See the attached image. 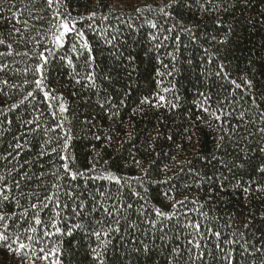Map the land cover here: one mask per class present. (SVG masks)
<instances>
[{
  "label": "trees",
  "instance_id": "trees-1",
  "mask_svg": "<svg viewBox=\"0 0 264 264\" xmlns=\"http://www.w3.org/2000/svg\"><path fill=\"white\" fill-rule=\"evenodd\" d=\"M190 2V8L174 7L172 18L165 19L147 8L158 9L169 0H53L52 7L47 0H0V53H12L0 56V64L8 65L0 71V176L6 178L0 184L11 187L20 180L25 193L39 194L38 199H22L19 209L12 203L4 210L49 204L35 210L42 225L33 224L35 212L29 210L27 218L8 221L9 231L23 233L31 225L42 235L46 226L54 232L53 220L62 229L41 245L58 251L35 264H170L173 249L179 250L175 264H229V259L232 264H264V251H254L264 246V193L255 191L256 182L264 185V175L256 170L264 163L259 151L264 136L258 131L264 127V0H249L246 7L240 0L206 5L220 4L219 11ZM57 10L77 18L76 28L84 32L94 56L90 68L84 66L87 55L74 34L62 48L52 44ZM92 12L96 16L89 18ZM41 52L48 63L38 72ZM89 71L94 87L86 78ZM244 78L252 88H246ZM38 79L43 91L36 88ZM30 91L35 98L24 100ZM144 97L150 102L141 105ZM13 104L18 107L9 111ZM28 120L39 123L37 133L30 131L36 123H24ZM49 129L55 131L45 135ZM14 140L22 145L18 156ZM45 140L52 143L41 156ZM134 161L142 163L138 167ZM164 165L169 166L166 172ZM71 173L83 175L72 179ZM109 174L119 182L108 179ZM25 175L30 179L21 180ZM244 187L251 193L245 194ZM11 194L19 196L14 188ZM50 194L68 205L61 208L60 219L53 212L55 200H45ZM177 201L183 203L174 209ZM78 202L85 205L81 217L73 213ZM157 208L171 215L159 217ZM117 220L120 231L111 233L106 249L100 248L91 232L108 231ZM77 223L83 227L69 234ZM144 244L151 249L147 257L134 251ZM92 249L100 251V259H93ZM27 255L17 257L0 247V264H22Z\"/></svg>",
  "mask_w": 264,
  "mask_h": 264
},
{
  "label": "snow or ice",
  "instance_id": "snow-or-ice-1",
  "mask_svg": "<svg viewBox=\"0 0 264 264\" xmlns=\"http://www.w3.org/2000/svg\"><path fill=\"white\" fill-rule=\"evenodd\" d=\"M249 0H240V3H242L245 7L248 5ZM197 4L199 5V7L201 9H203L204 11H219L223 6L220 4H214L212 5V7H207L206 5H211L212 4V0H204V3H201L200 0H197ZM47 5L48 7H52L53 6V0H47ZM181 5L185 6V7H191V2L190 0H169V4L162 6L158 9H152L150 6L147 8L148 11H156L160 16L164 17L165 19H171L172 18V9L174 7H180ZM235 5H233L234 7ZM224 11H227V8H223ZM144 9L141 8H137L136 12L137 13H143ZM57 20L59 21L58 24L54 25L56 31L52 33V44L55 45V47L57 49L62 48L64 46L65 43V38L67 36H69L70 34H74L75 37L77 38L78 42H79V47L84 51V53H86L87 55V59L85 60V68L88 69L90 68L93 63H94V56L92 55V49L87 41V39L85 38L84 32L82 30H78L76 28V19L77 18H73L71 16L70 12L67 13H61L59 10L56 11L55 13ZM96 16L95 12H92L89 14V18H93ZM105 19H107L108 17L105 16ZM78 19H85V17H79ZM151 23V27L152 28H156L157 24L154 22H149ZM219 23V21H218ZM89 27H91V25H89ZM175 28V25H173L172 28H169L168 31L171 32L173 31V29ZM183 31H188L191 32V29H182ZM17 32H19V29L16 30ZM155 36H150V39H155ZM43 39V37H42ZM165 39H167V37H165ZM177 39H179V37H177ZM213 39H215V37H213ZM108 43H111V41H107ZM37 43H39V41H37ZM0 44H4V41L2 39H0ZM7 47L9 49L12 48V45L9 44L7 45ZM72 50L76 51L77 50V43H73L72 46ZM12 53L9 51L7 53H0V56L3 55H11ZM48 55H51V53H48ZM170 56H172V54H169ZM40 59L42 61V63L40 65L36 66V71L38 72H42L43 71V67L48 63V57L45 56L44 52H41L39 54ZM172 59H175V56H172ZM69 64H71V60L68 61ZM8 67V65L6 64H0V71H4L6 70ZM165 69H167L168 65H164ZM27 71V69L25 70ZM224 71V66L220 65V72ZM158 75H160L159 71L157 72ZM169 75H171L172 73H168ZM220 74V73H218ZM86 78L91 82V86H95V81H94V77L92 75V72L89 71L86 74ZM106 79L109 77H105ZM77 83H80V80L76 81ZM3 84L7 85L8 81L4 80L2 82ZM25 83H29L27 80L25 81ZM36 88L40 89L41 91H43V82L42 79H38L36 80ZM232 83L237 87H241V85L237 84L236 81H232ZM244 83L246 85L247 89H250L253 87L252 81L248 80L247 78H244ZM165 91H167V89H165ZM35 98V94L34 92L30 91L28 92L27 96L24 97V100H28L29 98ZM44 97L45 99H49V93L47 91H44ZM62 99V97L60 98ZM164 97L161 96L160 100H163ZM149 98L148 97H144L141 100V105L145 104V103H149ZM19 103L23 104L24 101H20ZM18 107L17 104H13L11 105V108L9 109V111L11 109H16ZM51 107V105H50ZM155 107H159V105H155ZM176 107V105H173V108ZM59 111L60 113H64L65 111H67V108L65 106V104L61 103L59 106ZM53 116H55V113H53ZM39 118H37L38 120ZM217 120L220 119L219 116L216 117ZM12 122L8 121V124L10 125ZM24 123L28 124V125H32L33 123H36V127L32 128L30 131L35 134L39 131L40 129V125L39 123H37L36 121L33 120H28L25 121ZM62 127V125H57V128ZM48 131H55V129H49L45 131V135H47ZM259 133L261 134V136H264V127L258 129ZM158 137H154L153 139H156ZM19 139V138H17ZM97 139H99V137H97ZM110 139V138H109ZM168 139H172L171 136L168 137ZM189 139H191V137H189ZM224 139L223 136L220 137V140L222 141ZM14 145H15V155L18 156L19 155V150L22 148V145L18 142H16L15 140L13 141ZM52 143L51 140H45L42 144H41V152L39 153V155L44 156L47 154V152L45 151V149L47 148L48 145H50ZM12 145L10 144L9 147H11ZM218 148L222 147V144L218 143L216 145ZM64 147L67 148V140H65V144ZM179 147V146H178ZM57 151L56 148H51V152L55 153ZM259 151L264 153V147H260ZM8 156H13V153H8ZM64 157H62L63 159ZM175 161V157L172 158ZM137 166L139 167L141 165V161H134ZM152 164H155L156 161H152ZM237 166H241V165H237ZM64 169H65V173H69V166L68 164H64L63 165ZM169 166L168 165H164L163 169H161L162 171H168ZM258 172H260L261 175H264V163H262L258 169H256ZM145 173H147L148 169L144 170ZM45 175V173H41V176ZM72 175V179H76V177L78 175H83V173H71ZM108 179L110 180H116L117 182H119L118 178L115 177L112 174H109L107 176ZM30 179V177H28L27 175L21 177V180H27ZM57 179H59V177H57ZM0 181H6V178L3 176H0ZM167 181H161L160 183H166ZM257 186L255 191L257 193H264V185L260 184L259 182H256ZM239 186V184L237 185ZM59 185L58 184H53V188H58ZM13 188L15 189L16 192L19 193V196H14L11 193L13 192ZM243 191L245 192V194H249L251 193L252 189L250 187H244ZM135 195H139V193H134ZM36 196L37 199L39 198V194L38 193H25L22 190V184L20 180L17 181H13L12 182V186H9L8 182H5L3 184H0V247H6L8 249L9 252L15 254L17 257H20L22 255H27L28 251L30 250V255H27V261H22V264H35V260L36 259H40V260H47L48 257L50 255H53L55 252L58 251V249L54 248L52 250V252L47 251L46 247H43L41 245H44L46 243V241L52 237L54 234H58L62 231L61 227L58 226L56 220L52 221L51 227L54 229V232H50L48 231L47 226L44 228L43 230V234L40 235L38 228L34 227V226H29L28 228H26L24 230L23 233L19 232V230H14V231H9V229L12 227L11 223H8V221L12 220L13 217H17V218H27L29 216V210H33L35 212V215L32 217V221L33 224L36 226L42 225L44 222L40 219V213L38 211H35L37 209L40 208H48L49 204L47 203H30L28 208H25L23 211H17V212H11L8 213L6 212L4 209L6 206H11L12 203H15L17 209H19L21 207V200L24 199L25 197H27L29 200L32 198V196ZM70 195V193H69ZM167 197V194H166ZM170 198V197H168ZM45 200L47 201H52L55 200V208L53 209V212L56 216L57 219L61 218V208H67L68 205L64 204L61 205L60 201L58 198L55 197V194H50L48 196L45 197ZM183 201H177L176 204H173V208L175 209L177 207L178 204H182ZM132 206L128 205V208L130 209ZM84 210H85V205L83 202H78L77 205L73 208V213L75 216L77 217H81L84 215ZM93 211H95V209H93ZM103 211L105 212V214L107 216H111L112 212L109 211V209L104 208ZM156 215L159 217H164V218H169V216L171 214H167L162 212L159 208L155 209ZM260 219L264 220V212L261 213L260 215ZM25 222L27 223L28 221L25 220ZM155 221H152L153 226H155ZM251 223V221H249L248 223H246L244 225L245 228L249 227V224ZM83 225L77 223L72 225L69 229L68 232L69 234H71L73 229H80L82 228ZM197 228V230L199 229V225L195 226ZM120 228H119V220L116 221V226L112 227L111 225L109 226V230L105 231L103 228H101L98 231H93L91 232V235L95 236L97 241L100 242L99 247L100 248H104L106 249L108 247V245L111 243L110 239H108V237L111 235L112 232H119ZM217 235H219V233H217ZM243 235V234H242ZM26 237V240H25ZM161 239H163V237H161ZM194 243V246L196 248L200 247V244L198 242H192ZM247 250V249H245ZM134 251L139 252L142 251L143 254L147 257L149 255V253L151 252V249L149 248V246L147 244L143 245V249H134ZM178 249H173V260L170 262V264H175V256L178 254ZM255 252L260 253L261 251H264V246L259 247V248H255L254 249ZM93 252V259L94 260H98L101 258V253L100 251H98L97 249H92ZM37 253H40V255H38ZM204 253H200L199 258H203ZM57 264H59V262L57 261ZM229 264H232V261L229 259Z\"/></svg>",
  "mask_w": 264,
  "mask_h": 264
}]
</instances>
